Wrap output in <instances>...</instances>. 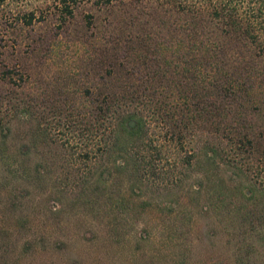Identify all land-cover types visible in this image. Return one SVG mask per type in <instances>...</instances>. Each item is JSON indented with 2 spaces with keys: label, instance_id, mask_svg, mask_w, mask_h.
<instances>
[{
  "label": "rangeland",
  "instance_id": "374dc122",
  "mask_svg": "<svg viewBox=\"0 0 264 264\" xmlns=\"http://www.w3.org/2000/svg\"><path fill=\"white\" fill-rule=\"evenodd\" d=\"M100 2L75 0L72 15L58 0L0 3V69L15 79L0 81V91L28 108L26 117L7 115L11 131L0 139V264H225L241 242L236 208L246 205L245 181L230 173L224 154L209 160L206 124L185 131L181 145L149 131L143 142L130 137L119 142L122 150L84 159L93 98L84 90L98 76L97 60H112V43L119 52L148 35L138 60L160 67L176 55L159 51L163 37L147 3ZM28 12L31 25L15 23ZM261 53H254L258 75ZM262 113L255 124L264 122ZM128 154L138 162L124 172ZM255 245L252 257L264 262V241Z\"/></svg>",
  "mask_w": 264,
  "mask_h": 264
},
{
  "label": "trees",
  "instance_id": "16d2710c",
  "mask_svg": "<svg viewBox=\"0 0 264 264\" xmlns=\"http://www.w3.org/2000/svg\"><path fill=\"white\" fill-rule=\"evenodd\" d=\"M58 2L62 12L72 15L75 0ZM124 2L142 7L147 3L157 15L155 27L163 37L156 43L159 51L174 48L172 54L176 55L163 57L160 67V63H151V58L141 63L138 60L137 52H146L148 44L143 40L151 39L148 35L139 36L135 46L125 45L119 52L112 43V60H97L92 70L98 76L84 90L87 95L93 94L88 102L91 120L84 123L91 147L87 150L84 144V159L95 158L97 151L122 150V146L118 149L119 142L130 137L143 142L149 131L158 136L169 134L170 139L163 142L181 145L185 131L200 122L206 124L212 139L209 160L213 162L224 154L223 164L236 180L245 181L239 183L246 205L236 208L241 242L225 264H264L251 255L255 243L264 241V122H254L256 115L264 112L260 105L264 101V71L258 75L253 65L257 50L262 52L258 60L264 59V0H101L100 4L106 8ZM165 15L174 18L164 20ZM15 23L31 25L32 12ZM12 74L3 64L0 81L14 82ZM12 100L0 91L3 142L11 131L7 115L28 114L25 101ZM252 103L257 105L254 110ZM147 140L150 146L152 140ZM128 155L121 171L128 170L129 162H138ZM99 171L98 179L104 173ZM179 263L185 264L181 260Z\"/></svg>",
  "mask_w": 264,
  "mask_h": 264
}]
</instances>
